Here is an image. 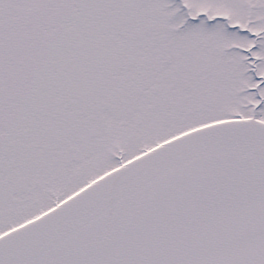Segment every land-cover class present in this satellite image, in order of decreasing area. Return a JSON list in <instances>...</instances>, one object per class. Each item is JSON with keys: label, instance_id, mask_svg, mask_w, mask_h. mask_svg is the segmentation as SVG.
<instances>
[{"label": "snow or ice", "instance_id": "6c2138e0", "mask_svg": "<svg viewBox=\"0 0 264 264\" xmlns=\"http://www.w3.org/2000/svg\"><path fill=\"white\" fill-rule=\"evenodd\" d=\"M0 264H264V0H0Z\"/></svg>", "mask_w": 264, "mask_h": 264}]
</instances>
